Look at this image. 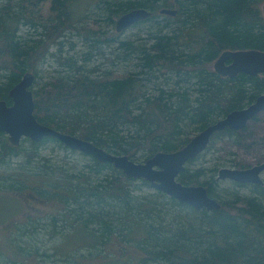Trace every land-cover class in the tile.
<instances>
[{"label": "trees", "instance_id": "obj_1", "mask_svg": "<svg viewBox=\"0 0 264 264\" xmlns=\"http://www.w3.org/2000/svg\"><path fill=\"white\" fill-rule=\"evenodd\" d=\"M74 1L0 0V100L11 103L8 93L25 73L32 72L37 77L36 67L50 55L52 45L61 51L67 32L100 34L94 24L78 27L74 23ZM261 2L264 0L108 3L106 11L111 15L138 8L157 11L173 7L178 13L175 17L164 16L163 27L156 16L141 22L156 27L151 45L134 48L130 42L120 44L137 56L138 70L134 73L123 76L105 73L92 78L79 73L83 67L74 58L60 60L75 76L65 73L34 91L37 120L131 160L139 154L148 160L159 152L180 150L207 126L232 111L244 109L264 93V74L225 78L213 69L224 51H264ZM46 3L48 13L42 7ZM109 20L113 22V17ZM20 26L33 30L38 40L32 44L21 41ZM97 42L108 43V39ZM245 129L217 132L207 150L218 140L244 145ZM0 140L2 156H19L25 151L22 145L13 146L6 138ZM49 141L65 147L52 138L41 143L23 139L29 142L24 153L27 161L32 163L39 148ZM205 153L189 162L178 181L188 186H205L209 195L221 204V209L212 212L197 211L156 191V196L166 198L172 207L171 215H163L158 201L139 198L128 190L126 184L137 180L128 179L113 165L93 157L87 179L82 176L70 183V192L63 190L62 196L56 182L48 183L46 190L40 191L35 184L20 178V183L9 189L18 191L19 185L25 183L32 185L41 199L71 202L77 208L67 211L70 217L74 212L76 222L82 218L86 227L95 226L87 234L94 246L106 245L111 233L120 232L124 241L120 237L119 241L127 242L128 246L120 243V253L114 255L119 262L264 264V186L232 182L236 189L219 191L217 168H191ZM238 188H249L250 194L241 195L235 191Z\"/></svg>", "mask_w": 264, "mask_h": 264}, {"label": "rangeland", "instance_id": "obj_2", "mask_svg": "<svg viewBox=\"0 0 264 264\" xmlns=\"http://www.w3.org/2000/svg\"><path fill=\"white\" fill-rule=\"evenodd\" d=\"M119 1L121 0L73 2L74 23L78 27L94 24L99 28L100 34L95 36L86 31L81 34L75 31L67 32L62 39L61 51L52 45L50 55L36 67L37 77L33 92L53 79L66 75L65 73L75 76L74 72L60 63V60L67 58H74L77 64L83 67L79 73L90 75L92 78L102 77L105 73L123 76L138 70L136 54H130V51L120 44L130 42L134 48L149 46L152 43L151 34L156 32V27L151 26L150 23H141L117 33L116 21L124 13L122 11L111 15L106 11V6L108 3ZM48 5L46 3L42 6L46 13L49 10ZM262 5L263 2L259 3L261 13ZM159 10L155 11L156 21L161 23L160 27H163L166 20L164 15L159 14ZM108 17L109 19L113 17V22ZM19 35L21 41L29 44L38 40V34L25 26H20ZM105 38L108 39V43L97 42V39ZM151 87L152 85L149 87L150 90ZM242 135L245 140L244 145H237L231 140H218L206 151L203 158L191 164V168H217V177L218 172L224 168L248 169L264 163V111L257 116V119L248 123ZM2 138L9 141V137L5 134L3 137L0 136V139ZM21 145L25 151L19 156L10 157L2 156L0 143V159H3L0 160V264H130L119 262L114 258V255L120 253V243L128 246L127 242L119 241V237L123 240L120 232L111 233L112 235L107 237L106 245L94 246L91 235L87 234L91 233L95 226L86 227L82 218L79 223L76 222L73 219L74 212L71 213L73 217H70L67 211L77 208L71 202L41 199L31 188L32 185L25 183L19 185L18 191L10 190L11 185L20 183V178L23 182L35 184L40 191L46 190L45 186L48 183L56 182L57 187L62 190H60L62 196L63 190L70 192L72 187L70 183L76 182L82 176L83 180L87 179L91 173L88 168L92 164L91 157L80 152H72L67 147H61L58 142L49 141L39 148L38 156H35L30 163L24 154L29 148V142L22 141ZM132 160L136 163H144L147 159L139 154ZM261 177L264 181V173ZM126 186L134 196L158 201L164 209L163 215H171L169 209L172 207L167 204V199L156 196V191L148 184L144 185L142 181L137 180L129 182ZM224 189L232 190V181H221L218 190ZM235 191L241 195L250 194L249 188H238ZM137 218L141 219L139 216ZM128 253L136 255L134 251Z\"/></svg>", "mask_w": 264, "mask_h": 264}, {"label": "water", "instance_id": "obj_3", "mask_svg": "<svg viewBox=\"0 0 264 264\" xmlns=\"http://www.w3.org/2000/svg\"><path fill=\"white\" fill-rule=\"evenodd\" d=\"M264 14V3L262 5ZM161 15L175 17L176 9L164 8ZM153 12L138 8L123 14L116 21L115 29L122 33L151 18ZM214 71L225 78H235L239 74L257 77L264 74V51L238 50L224 51L213 65ZM36 77L27 72L8 93L11 103L0 100V133L9 137L13 146L21 145L23 139L41 143L45 138L58 140L72 151L93 157L101 163L113 165L128 179L144 181L151 189L161 192L189 207L208 212L221 209L220 202L212 198L203 185L188 186L178 181L186 171L189 162L205 153L217 132L240 130L247 127L260 113L264 111V94L260 95L250 106L235 110L226 117L207 126L189 143L176 152H159L144 163H136L126 155H116L93 142L81 139L75 135L65 134L55 128L40 123L35 114V99L33 86ZM264 173V163L248 169L224 168L218 172L217 181L230 180L237 184L263 186L261 175Z\"/></svg>", "mask_w": 264, "mask_h": 264}, {"label": "flooded vegetation", "instance_id": "obj_4", "mask_svg": "<svg viewBox=\"0 0 264 264\" xmlns=\"http://www.w3.org/2000/svg\"><path fill=\"white\" fill-rule=\"evenodd\" d=\"M153 12V15L152 16H155V11H152ZM140 24V23H139ZM139 24H137V25H139ZM134 27V26H133Z\"/></svg>", "mask_w": 264, "mask_h": 264}, {"label": "bare ground", "instance_id": "obj_5", "mask_svg": "<svg viewBox=\"0 0 264 264\" xmlns=\"http://www.w3.org/2000/svg\"><path fill=\"white\" fill-rule=\"evenodd\" d=\"M71 135V134H70ZM71 261V260H70ZM75 261V260H74Z\"/></svg>", "mask_w": 264, "mask_h": 264}]
</instances>
